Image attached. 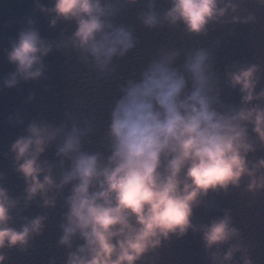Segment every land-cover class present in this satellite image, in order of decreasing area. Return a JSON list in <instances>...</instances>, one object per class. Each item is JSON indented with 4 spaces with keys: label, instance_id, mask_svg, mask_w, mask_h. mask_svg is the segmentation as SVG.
<instances>
[{
    "label": "clouds",
    "instance_id": "9594fccd",
    "mask_svg": "<svg viewBox=\"0 0 264 264\" xmlns=\"http://www.w3.org/2000/svg\"><path fill=\"white\" fill-rule=\"evenodd\" d=\"M171 5L165 20L171 25L183 23L191 34L204 33L229 8L236 11L225 0H171ZM51 11L57 19L75 22L73 44L88 52L101 68L118 52L123 55L133 47L128 31L104 22L106 9L101 0H55ZM144 23L154 26L157 17L149 14ZM50 51L51 45L36 30L20 32L8 54L16 73L6 86H14L17 77L39 78L42 58ZM207 61L206 52L196 51L187 57L181 71L171 66L169 57L154 62L138 83L130 84L111 114V154L105 161L99 154L82 151V134L76 128L64 133L57 155L70 160L71 170L62 174L59 184L54 183L52 168L41 157L62 130L33 123L27 136L12 145L16 171L27 184L26 206L38 194L46 207L54 206L55 198L49 199L47 194L75 182L66 200L69 210L60 243L71 247L77 234L85 243L69 255L67 264H135L150 249L159 247L161 238L167 240L170 233L182 236L192 228L193 210L209 190L227 191L230 185L239 186L244 176L250 179V191L264 188V174L257 175L264 170V159L251 168L247 160L255 150L248 124L264 146V109L246 107L253 100H264V91L254 93L259 69L249 66L229 74L230 86L240 87L245 107L224 110L213 95ZM16 206L17 201L0 187V250L23 249L33 233L41 232L42 216L20 230L10 226ZM201 231L208 249L228 245L222 258L213 256L214 262L226 264L235 253L244 251L231 243L239 234L227 213L203 225ZM4 261L0 254V264ZM243 264H251L247 256Z\"/></svg>",
    "mask_w": 264,
    "mask_h": 264
},
{
    "label": "water",
    "instance_id": "95a60500",
    "mask_svg": "<svg viewBox=\"0 0 264 264\" xmlns=\"http://www.w3.org/2000/svg\"><path fill=\"white\" fill-rule=\"evenodd\" d=\"M227 3L233 4L236 11L229 8L224 17L210 22L204 33L191 34L183 23L171 25L165 20L171 0H101L106 9L104 22L125 29L133 40L132 48L123 55L118 52L101 68L88 52L73 44L77 26L74 21L57 19L51 11L55 0H0V187L17 201L11 211V227L20 230L31 220L44 217L41 232L33 233L26 247L0 250L5 256L3 264H67L69 255L85 243L78 234L72 238L71 247L60 243L69 210L66 200L75 182L47 194L49 199L55 198L54 206L46 207L39 194L25 205L27 184L16 171L12 145L27 136L31 124L62 130L41 157L52 168L54 183L59 184L62 174L71 170L70 160L57 155L64 133L76 128L82 134V151L99 154L105 161L111 154L109 128L116 103L154 62L171 57V66L182 71L190 54L206 52L213 95L217 106L224 110L245 107L240 87L230 86V73L256 66L259 70L254 93L264 91V4L259 0H225ZM149 14L157 17L151 27L144 23ZM29 29L36 30L51 45V51L42 58L39 78L17 77V83L7 87L5 82L16 73L8 54L20 32ZM257 106L264 109V100H253L246 107ZM252 128L247 125L255 149L247 155L250 168L264 159V146ZM261 174L264 170L257 173ZM249 184V177L244 176L237 187L209 190L193 210V227L182 236L170 233L167 240L161 238L160 246L150 249L135 264H219L213 256L222 258L228 245L208 249L201 227L226 213L239 234L231 243L244 250L226 264H243L245 256L251 264H264V188L250 191Z\"/></svg>",
    "mask_w": 264,
    "mask_h": 264
}]
</instances>
